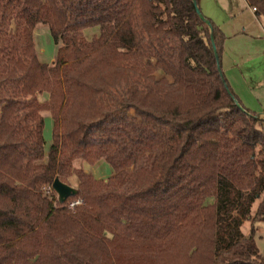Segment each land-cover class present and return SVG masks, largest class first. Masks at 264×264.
<instances>
[{"label":"trees","instance_id":"trees-1","mask_svg":"<svg viewBox=\"0 0 264 264\" xmlns=\"http://www.w3.org/2000/svg\"><path fill=\"white\" fill-rule=\"evenodd\" d=\"M245 2L264 18V0ZM195 3L0 0V264H264V120L231 91L225 36ZM71 177L61 203L51 185Z\"/></svg>","mask_w":264,"mask_h":264},{"label":"rangeland","instance_id":"rangeland-1","mask_svg":"<svg viewBox=\"0 0 264 264\" xmlns=\"http://www.w3.org/2000/svg\"><path fill=\"white\" fill-rule=\"evenodd\" d=\"M198 4H199L200 12L206 20H209L207 18V16H209V18H214L210 15V14H213V16L216 17L217 22H218V20H220V21L222 20L225 22L229 21V23L232 22L235 24H237V23L243 24L249 20H250V23L257 21L253 15L249 14L250 12H249L247 5L245 4L244 0H198ZM231 17L234 18V21L233 20L230 21ZM209 21H211V20H209ZM262 21H264V20H262ZM211 22L214 23L213 21H211ZM242 26H245V25H242ZM247 26H248V24H247ZM97 34H98L97 30H94V29L93 30L92 29L87 30L84 32V36L88 41H90L91 38ZM34 35H35L34 37H35V42H36L35 50H36L37 57H38L39 61L46 63L48 65H51L53 62L54 56L56 54L57 47L53 44L52 38L49 34L47 27L40 25L39 27H37ZM262 39L264 40V33L262 34ZM253 41H252V39H248L246 41L247 44H245L243 47L245 48V46H246V48H249V47H252V45L255 46L254 45L255 42H253ZM260 46H261L260 50L261 51L264 50V46L263 45H260ZM223 49H224V46H223ZM257 50H258V48H257ZM252 54H253V52H252ZM253 58L254 57H252L249 60L248 65H243V66L237 65V67H235L236 68L235 73L237 74V76H240V79L242 77L241 72L243 74H245V72L247 71V69H245L246 67H251L252 69H254L258 65V61H254ZM221 70L227 78V75H226L227 74L226 73L227 59H225V58L221 62ZM259 76H260L259 77L260 79L264 80V74H260ZM253 82H254V79L252 81L249 80L248 83L251 87L250 88L251 90L249 88H248V90L254 91L255 95L261 94V91L263 92L264 88H257ZM262 83H264V81ZM263 87H264V84H263ZM243 92H244V90H243ZM234 95L236 96L235 93H234ZM236 98H237V96H236ZM46 99H47L46 95H42V96L38 97V100L40 102H44ZM237 100L240 101V99H238V98H237ZM261 105H262V108H264V104L261 103ZM262 110H264V109H262ZM257 114H259V113H255V115H257ZM42 116H43L44 122H45L43 137H44V141H45V148H46V150H48L49 146L51 145L52 119H51V116L48 112H43ZM260 129L264 133V121L261 122ZM44 163H46V161H44ZM74 166H75V168L82 169L84 172L92 175L93 178L96 180H106L109 177H111V175H112V169L104 161H99L94 165H89V164H86L82 161H76ZM68 182H69V186H71L75 189L77 188L78 181H77L76 177L69 178ZM257 204H258V202L254 203V205L252 207L250 219L244 221L243 225L241 227L242 233L246 237L249 236V230L251 227V220H252L253 216L255 215V210L257 208ZM254 241H255V244H256L259 252L264 256V222L257 224L256 232L254 235Z\"/></svg>","mask_w":264,"mask_h":264},{"label":"crops","instance_id":"crops-1","mask_svg":"<svg viewBox=\"0 0 264 264\" xmlns=\"http://www.w3.org/2000/svg\"><path fill=\"white\" fill-rule=\"evenodd\" d=\"M245 4L247 5V8L250 12L249 14L253 15L256 18L257 20L256 22L254 21L253 23H250V20L243 24L241 23L235 24L232 22L229 23V21L225 22L222 20L221 21L218 20L217 22L216 17L213 16V14L210 15L214 18H209V16H207V18L213 21L225 36L224 49L221 57V62L224 60V58L227 59L226 75L228 79L226 78L225 75L224 76L230 86L231 91L236 94L238 99H240L239 103L242 105V107L245 110L253 114L259 113L256 115V117L258 119L264 120V110H262L264 108H262L261 105V103L264 104V91L263 92L261 91V94L259 95L258 94L255 95L254 91L248 90V88L249 89L251 88L248 82L249 80L252 81L253 79H254L253 83L257 88H264L263 87L264 83H262L264 80L259 78L260 74H264V50L262 51L260 50L261 48L260 45L264 46V40L262 39V34L264 33V23H263L264 21L262 20H264V18H257L255 16V13L252 12L251 7L246 2ZM198 8H199V4H198ZM232 20L234 21V18L231 17L230 21ZM248 39H252V41L254 40L253 42H255L254 43L255 46L252 45V47L249 48H246L245 46L244 48L243 46L247 44L246 41ZM34 44L36 46L35 37H34ZM252 57H254L253 58L254 61H258V65L254 69H252L251 67H246L245 69H247V71L245 72V74L241 72L242 77L240 79V76H237V74L235 73L236 72L235 67H237V65L238 66L248 65V62ZM242 89L244 90V92ZM44 127H45V122H44Z\"/></svg>","mask_w":264,"mask_h":264},{"label":"water","instance_id":"water-1","mask_svg":"<svg viewBox=\"0 0 264 264\" xmlns=\"http://www.w3.org/2000/svg\"><path fill=\"white\" fill-rule=\"evenodd\" d=\"M195 7H196V12L197 14L199 15V17L201 19H203L207 25H209V23L204 19V17L202 16L197 4L195 3ZM212 47H213V50H214V53H215V58L218 59V56L216 54V50H215V46H214V43H212ZM219 70H220V67H218ZM51 188L53 189V191L57 194L58 198H59V201L61 203H63L66 199L70 198V197H74L77 193L76 189L69 186V185H66L62 182H60L58 179H55L51 185Z\"/></svg>","mask_w":264,"mask_h":264},{"label":"built area","instance_id":"built-area-1","mask_svg":"<svg viewBox=\"0 0 264 264\" xmlns=\"http://www.w3.org/2000/svg\"><path fill=\"white\" fill-rule=\"evenodd\" d=\"M251 10H252V12L255 13L256 8H255V7H251ZM79 204H80V201H75L74 203H71L69 207H70L71 209H73L74 206H77V205H79Z\"/></svg>","mask_w":264,"mask_h":264}]
</instances>
